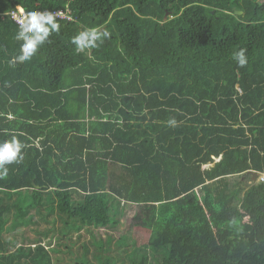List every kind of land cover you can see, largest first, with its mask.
I'll use <instances>...</instances> for the list:
<instances>
[{"label":"trees","instance_id":"16d2710c","mask_svg":"<svg viewBox=\"0 0 264 264\" xmlns=\"http://www.w3.org/2000/svg\"><path fill=\"white\" fill-rule=\"evenodd\" d=\"M19 7L71 19L13 66ZM93 26L110 38L77 52ZM13 132L27 146L0 179V264H59L83 231L72 264H264L244 215L264 221V0H0V141ZM121 203L151 231L131 252L94 233Z\"/></svg>","mask_w":264,"mask_h":264},{"label":"clouds","instance_id":"9594fccd","mask_svg":"<svg viewBox=\"0 0 264 264\" xmlns=\"http://www.w3.org/2000/svg\"><path fill=\"white\" fill-rule=\"evenodd\" d=\"M20 18L13 16L18 25L14 39L18 42L17 54L14 55L9 63L15 66L17 63L30 61L37 54L41 46L48 40L52 32L59 33L60 24L57 22V16L62 15L59 12L52 11H28L23 8L19 9ZM102 26L84 27L77 34L71 37L70 42L75 46L77 52H84L92 48H98L103 44L106 38H110L107 30L101 31ZM100 41V44H97ZM245 50L241 49L236 52L233 59L237 61L238 66L247 64ZM90 59L92 57H89ZM9 119L12 117L9 116ZM177 122L173 118L169 124L175 125ZM23 133H10V138L0 141V179L7 177L9 169L6 165L19 163L23 159L22 148L27 145L23 143L19 136ZM207 167L202 165L203 168Z\"/></svg>","mask_w":264,"mask_h":264},{"label":"rangeland","instance_id":"374dc122","mask_svg":"<svg viewBox=\"0 0 264 264\" xmlns=\"http://www.w3.org/2000/svg\"><path fill=\"white\" fill-rule=\"evenodd\" d=\"M121 209L122 213L118 215L117 218H119V222L116 224H113L114 226L112 229H101V230H94L96 236L101 235L103 238L108 236L107 234H112L115 239L117 240H125L128 242L129 245H127L128 250L131 252L137 247H143L145 244L149 242L150 236H151V231L148 228L142 227V226H137L133 223V216L136 211V205H124L121 203ZM246 220H250L255 224V227L258 229H264V221L262 219H258V216L256 215V212L254 211H246L244 212ZM61 225V222L57 219L56 216L51 215L49 217L48 221H40L38 224L31 225L30 227H25L24 230H26L27 236L34 238L38 236L39 234L36 232L37 230L39 231H44L47 228L53 229L54 227H59ZM37 229V230H36ZM44 235V233H42ZM57 234V232H56ZM56 234L52 231L50 232L46 240H52V243H57L58 240L56 239ZM76 235V234H74ZM43 237V236H42ZM91 235L87 231H83L81 234V238L76 240V244L74 247V252L73 255L66 254L65 256L61 255V263L59 264H64V263H71L72 260L75 257L76 254H81L82 253V248L81 244L83 242L88 243L90 242ZM116 246L115 244L111 245V247ZM89 247L91 249V253L94 250L93 245L89 244ZM65 246H62L61 249L64 250ZM125 246L122 247L121 251L123 252V249ZM117 251V250H116ZM116 251L113 252V254H116ZM91 256V254H90ZM124 256H126L124 254ZM55 257H60L59 255H55ZM64 258V259H63Z\"/></svg>","mask_w":264,"mask_h":264},{"label":"built area","instance_id":"2783aa9c","mask_svg":"<svg viewBox=\"0 0 264 264\" xmlns=\"http://www.w3.org/2000/svg\"><path fill=\"white\" fill-rule=\"evenodd\" d=\"M22 8V7H19L18 10H13L11 11V16L13 18V16H16L17 18H20V12H19V9ZM47 11H52V12H59L61 13L62 15H58L57 18H68V19H71V16L69 15V10H48L46 9ZM25 11V10H24ZM45 11V10H44ZM26 12V11H25ZM260 180L264 181V174H262L260 176Z\"/></svg>","mask_w":264,"mask_h":264},{"label":"water","instance_id":"95a60500","mask_svg":"<svg viewBox=\"0 0 264 264\" xmlns=\"http://www.w3.org/2000/svg\"><path fill=\"white\" fill-rule=\"evenodd\" d=\"M236 13H238V14H242L243 11L237 10ZM167 17H168V14L165 16V18L167 19ZM257 175H258V174L256 173L255 176H257ZM255 178H256V177H255Z\"/></svg>","mask_w":264,"mask_h":264},{"label":"crops","instance_id":"0c3cea01","mask_svg":"<svg viewBox=\"0 0 264 264\" xmlns=\"http://www.w3.org/2000/svg\"><path fill=\"white\" fill-rule=\"evenodd\" d=\"M206 166H208V165H206ZM258 174V173H257Z\"/></svg>","mask_w":264,"mask_h":264}]
</instances>
